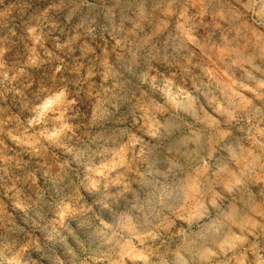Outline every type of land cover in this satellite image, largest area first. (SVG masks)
<instances>
[{
  "label": "clouds",
  "instance_id": "9594fccd",
  "mask_svg": "<svg viewBox=\"0 0 264 264\" xmlns=\"http://www.w3.org/2000/svg\"><path fill=\"white\" fill-rule=\"evenodd\" d=\"M0 264H264V0H0Z\"/></svg>",
  "mask_w": 264,
  "mask_h": 264
}]
</instances>
